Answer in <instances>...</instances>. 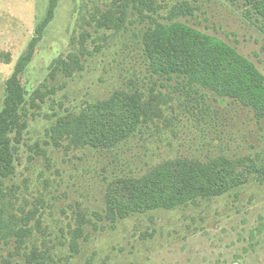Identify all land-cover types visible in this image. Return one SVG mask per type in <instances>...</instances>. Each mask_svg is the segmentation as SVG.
I'll return each mask as SVG.
<instances>
[{
	"label": "rangeland",
	"instance_id": "rangeland-1",
	"mask_svg": "<svg viewBox=\"0 0 264 264\" xmlns=\"http://www.w3.org/2000/svg\"><path fill=\"white\" fill-rule=\"evenodd\" d=\"M108 2L58 0L54 18L21 77L27 93L40 90L44 96L43 103L37 101L39 107L27 105L32 116L21 165L6 184L18 185L30 201L43 197L44 208L37 205L51 239L61 238V230L66 233L74 226L77 212L88 217L100 211L106 180L115 176H138L176 156H259L264 161V122L251 112L211 95L188 93L176 80L146 71L137 38L146 20L129 12L126 28L120 32L96 30L91 20ZM159 3L162 18L187 3L193 15L179 21L223 40L264 75V33L243 5L227 0ZM45 7L44 0H0V106L4 82L36 35ZM78 41L85 48L83 69L70 79L60 72L52 77V62L76 50ZM133 86L145 94L150 88L162 92L160 97L171 106L163 111L162 121L143 127L111 152L53 146L48 130L56 115ZM85 233L77 253H71L67 245L56 247L62 264H264V182L253 180L218 198L171 211L135 214L113 225L86 224ZM19 252L0 243V264H28Z\"/></svg>",
	"mask_w": 264,
	"mask_h": 264
},
{
	"label": "trees",
	"instance_id": "trees-1",
	"mask_svg": "<svg viewBox=\"0 0 264 264\" xmlns=\"http://www.w3.org/2000/svg\"><path fill=\"white\" fill-rule=\"evenodd\" d=\"M44 1L45 12L35 29L36 35L4 82L0 106V243L12 245L28 264H62L63 257L57 256L56 247L67 245L71 253H77L79 239L86 240V224L113 225L135 214L171 211L218 198L253 180L264 182V161L259 156L163 159L138 176L106 180L100 211H93L88 217L82 211L77 212L74 226H69L66 233L61 230V238H49L52 232L44 226V213L38 206L44 208L43 197L30 201L20 193L18 185L6 184L12 182L21 165L31 115L27 105L34 108L39 107L37 101L43 103L41 91L27 93L21 77L58 6V0ZM227 1L252 12L264 33V0ZM108 3L91 20L98 32L116 33L125 29L129 12L146 20L137 35L138 55L151 76L176 80L188 93H203L216 101L238 105L251 112L258 122H264V75L223 40L179 21V17L193 15L194 9L187 3L171 9L166 18L159 15L162 9L159 0H109ZM78 44L65 58L52 62V77L60 72L70 79L83 69L85 48L81 41ZM146 93L134 86L116 90L105 99L85 102L75 111L56 115L48 137L53 146L67 151L111 152L143 127L162 121L163 111L171 109L158 89L150 88ZM35 147L39 148L37 144Z\"/></svg>",
	"mask_w": 264,
	"mask_h": 264
}]
</instances>
